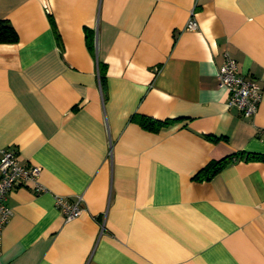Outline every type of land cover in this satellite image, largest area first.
Masks as SVG:
<instances>
[{"label": "crops", "instance_id": "crops-1", "mask_svg": "<svg viewBox=\"0 0 264 264\" xmlns=\"http://www.w3.org/2000/svg\"><path fill=\"white\" fill-rule=\"evenodd\" d=\"M0 19V149L44 187L8 192L0 264H264V0H0ZM225 51L260 86L250 118Z\"/></svg>", "mask_w": 264, "mask_h": 264}, {"label": "built area", "instance_id": "built-area-1", "mask_svg": "<svg viewBox=\"0 0 264 264\" xmlns=\"http://www.w3.org/2000/svg\"><path fill=\"white\" fill-rule=\"evenodd\" d=\"M185 27L197 28L193 11ZM237 68L236 60L225 51L223 62L216 73L218 85L228 91L227 106L237 108L244 117L250 118L255 114L261 100L260 86L253 79L243 78ZM40 171L41 167L38 165L22 163L14 149L10 147L0 149V252L2 230L11 216V208L6 202L7 194L15 187L27 184H31L36 192L43 190L44 187L38 179ZM55 203L66 219L77 216L83 210L81 197L69 202L56 195Z\"/></svg>", "mask_w": 264, "mask_h": 264}, {"label": "trees", "instance_id": "trees-1", "mask_svg": "<svg viewBox=\"0 0 264 264\" xmlns=\"http://www.w3.org/2000/svg\"><path fill=\"white\" fill-rule=\"evenodd\" d=\"M18 40V34L13 26L6 19H0V42H16ZM139 123L148 129L157 130L161 127H166L173 123L174 119H155L145 115L138 116ZM227 161V159H221L208 162L200 171L199 178L210 179Z\"/></svg>", "mask_w": 264, "mask_h": 264}]
</instances>
